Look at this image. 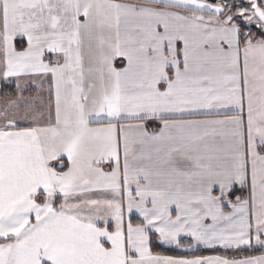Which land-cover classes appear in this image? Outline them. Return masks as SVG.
<instances>
[{
	"label": "snow or ice",
	"instance_id": "1",
	"mask_svg": "<svg viewBox=\"0 0 264 264\" xmlns=\"http://www.w3.org/2000/svg\"><path fill=\"white\" fill-rule=\"evenodd\" d=\"M0 264H264V0H0Z\"/></svg>",
	"mask_w": 264,
	"mask_h": 264
},
{
	"label": "trees",
	"instance_id": "2",
	"mask_svg": "<svg viewBox=\"0 0 264 264\" xmlns=\"http://www.w3.org/2000/svg\"><path fill=\"white\" fill-rule=\"evenodd\" d=\"M159 251H161L163 254H174V253H171V252H167V251H165L163 249H159Z\"/></svg>",
	"mask_w": 264,
	"mask_h": 264
}]
</instances>
